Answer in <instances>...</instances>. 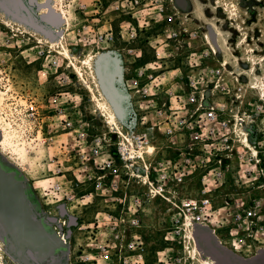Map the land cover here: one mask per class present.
<instances>
[{"label": "built area", "instance_id": "2783aa9c", "mask_svg": "<svg viewBox=\"0 0 264 264\" xmlns=\"http://www.w3.org/2000/svg\"><path fill=\"white\" fill-rule=\"evenodd\" d=\"M50 1L62 9L56 0ZM93 1L91 10L83 4L75 16L66 11L62 15L67 35L77 26L81 46L119 44V51L136 63L143 57L137 44L139 32L161 24L163 38L150 45L155 48L153 60L124 70L132 112L128 125H122L120 131L93 132L83 120L73 121L63 107L57 109L61 130L75 135L71 142L61 143L58 154L51 158L54 168L48 166L52 177L42 188L44 196L66 211L68 206L86 208L97 198L113 205L96 213L92 222L76 223L82 238L76 249L70 247L69 264H200L186 235L188 221L207 225L213 234L226 231L238 250L236 241H243L245 227L249 231L264 223V201L256 198L247 204L239 192L245 187L264 192V154L260 143L251 142L245 131L256 122L259 111L249 116L244 112L239 77L222 61L209 59V54L201 61L192 52L185 67L164 69V60L173 56L166 46L183 48L182 41L196 36L188 29L169 26L178 20L179 11L169 10L165 0ZM212 53L216 55L214 50ZM39 108L31 100L23 110L37 121ZM242 131L249 138V147ZM54 132L50 125L49 143L54 141ZM37 133L39 139L42 131ZM150 145L152 153L147 152ZM235 164L232 186L229 175ZM196 180L198 195H193L190 184ZM227 187L229 191L224 190ZM156 200L166 203L174 214L172 226L163 236L168 246L157 251L150 262L141 230L145 208ZM218 204L227 210L221 225L212 222ZM53 218L57 235L68 240L73 233L69 220Z\"/></svg>", "mask_w": 264, "mask_h": 264}, {"label": "rangeland", "instance_id": "374dc122", "mask_svg": "<svg viewBox=\"0 0 264 264\" xmlns=\"http://www.w3.org/2000/svg\"><path fill=\"white\" fill-rule=\"evenodd\" d=\"M56 1L72 17L75 16L74 13L78 11L79 6L85 4L91 10L94 5L93 0ZM164 2L169 10L179 11L178 20L169 26L196 32L194 39L184 38L183 48L177 44L166 46L167 53H173V56L164 60V69L185 67V60L192 52L195 53L194 58L201 61L207 57V54L209 59L222 61L223 64L225 58L232 62L241 59L235 65L231 63L229 70L234 77H239L243 86L244 112L246 111L248 116L255 111L260 113L258 117L254 116L256 122L245 127V131L250 133L251 142L260 143V151L264 154V89L262 92L250 89L251 79L241 75L244 70L249 69L248 59L251 55L248 52L249 49L255 52H253L254 58L257 62H260V57L264 56V0H165ZM224 3L235 9L236 17L231 18L223 8H218ZM2 14L3 20L9 21L12 26L2 23L0 19V140L2 129H4L11 135L15 145H24L26 152L20 154L13 147L0 144V162L8 173L13 174L10 179L0 178V218L7 227L4 229V225L0 223V246L3 249L0 248V264H33L26 256L27 249L41 257V264H48V257L55 254L57 250L55 237L61 242L55 230L56 223L44 226L45 229L42 232L38 227L31 226V217L36 216L42 220L45 216L57 219L62 217L57 206L50 198L44 196L42 190L47 183L46 179L52 177L48 170L49 165L50 169L54 168L51 158L58 154L61 143L71 142L75 135L74 133L66 134L61 130L57 109L63 107L73 121L83 120L93 132L108 133L111 129L105 122L106 118L93 103L89 90L75 74L69 60L57 52L58 45L51 44L56 40L48 39ZM74 27L71 30L75 32L70 31L67 36L71 51L80 61L89 53L98 54L99 57L103 53L112 52L122 58L124 69H132L153 60L155 48L148 45H155L157 40L163 38L161 24L154 25L151 29L149 28L150 30L139 32L137 44L143 49V57L134 64L133 59L119 51L121 48L119 44L114 47L97 48L81 46L78 41V28ZM218 30L220 35H217ZM210 41L216 47V51ZM44 50L46 55L42 57L40 53ZM213 50L216 55L212 53ZM160 53L163 55V51ZM257 75L264 83V62H260ZM107 81H109L108 77ZM118 87L127 94L124 86L118 85ZM55 98H59L56 103H54ZM31 100H35L40 106L41 117L37 121L29 119L23 110V107ZM129 104V100L125 101L124 107L128 108ZM131 111L127 110V119ZM50 125L55 130V138L51 143L47 140ZM39 130L42 133L37 139ZM152 151L153 146L150 145L147 152L152 153ZM236 167L237 164L232 165L229 175V183L232 186L235 184L233 178L236 175ZM190 187L193 190L190 193L198 195V181H192ZM224 190L229 191L228 187ZM239 192H242L247 204L251 199L256 198L264 201V192L254 190L253 187H245ZM221 193L222 191L218 192L219 195ZM24 199L33 200L35 207L31 211L26 210L24 214H20L17 208L22 205L20 202ZM10 200H13L14 204H9ZM218 201L221 199L218 198ZM67 209L70 215L76 217V223L81 220L92 222L93 207L68 206ZM214 211L217 212L212 222L221 225L222 221H225L227 210H221V205L218 204ZM144 214L145 223L141 233L146 240L148 259L153 262L156 252L168 246L163 236L164 232L172 226L171 218L174 213L166 203L156 200L146 206ZM24 221L30 222L29 227L31 226L34 235L22 230L20 224ZM202 225H204L203 229L209 228L205 224ZM259 225L249 231L245 227L243 241H236L238 250L233 248L232 240L227 237L226 231L220 230L219 236L213 235L219 248L233 252L234 264H264V223ZM71 229L73 233L67 240L68 243L63 245L61 242V254L50 264H64L70 247L77 248L82 235L77 232L76 225L71 226ZM8 239L11 243L7 242ZM26 260L28 263L25 262Z\"/></svg>", "mask_w": 264, "mask_h": 264}, {"label": "water", "instance_id": "95a60500", "mask_svg": "<svg viewBox=\"0 0 264 264\" xmlns=\"http://www.w3.org/2000/svg\"><path fill=\"white\" fill-rule=\"evenodd\" d=\"M43 9H46L47 12L40 13ZM0 12L4 13L13 21L32 29L36 33H39L44 37L47 36L48 39L57 40L61 35L59 30L62 26L63 20L60 14L56 13L52 8L50 0H47L46 3H38L37 0H0ZM49 27H51V29ZM122 61V58L115 53H103L95 61V71L102 92L108 97L121 123L124 126H127L132 111L130 112L129 119H127V110H131V108L130 104L128 105V108L124 107V102L128 101L130 98L128 94L123 93L118 87V85L124 86L125 69ZM107 77L109 81H107ZM11 177L12 173H8L0 162V178L10 179ZM58 209L60 214L69 220L71 226L76 225L75 216L68 214L63 206H60ZM47 218L52 223L55 222L53 217L47 216ZM33 219L36 220L35 217H33ZM0 223L4 225L1 218ZM3 227L4 229H7L5 225ZM198 241L202 244L203 249L210 255H213L220 264H234L232 261L235 258L233 252L218 247L210 228L199 229ZM7 242L11 243L10 239H8ZM26 256L35 264H41V257H38L32 250L27 249ZM25 262L28 263L27 260Z\"/></svg>", "mask_w": 264, "mask_h": 264}, {"label": "bare ground", "instance_id": "6f19581e", "mask_svg": "<svg viewBox=\"0 0 264 264\" xmlns=\"http://www.w3.org/2000/svg\"><path fill=\"white\" fill-rule=\"evenodd\" d=\"M37 2L38 3H46L45 0H37ZM51 5H52V3H51ZM52 7L56 11V13L60 14V16L63 20L66 19L65 16H62L65 13L63 8L62 9L58 8V7L54 6V4L52 5ZM218 8H223L224 12H226L231 18L236 17L235 9L229 7V5L227 3L219 5ZM40 13H46V11L42 10ZM0 19L3 21L2 23L12 26L9 21L3 20V14L1 12H0ZM232 21H235V20L232 19ZM49 28L51 29V27H49ZM56 31H58V30H56ZM59 31H60L61 35L57 38V40L55 42L52 41L53 43H51V44H53L54 46L58 45L59 49L57 52L69 60V63L73 67L75 74H77L79 79L83 82V84L89 90L91 97H92V101L95 104L96 108L106 118L105 122H106L107 126L114 133H115V131H120L121 126L123 124L121 123L120 119L118 118V115H117L114 107L111 105L108 97L102 92L101 87H100V83H99L98 78L96 76L94 64H95L96 59L98 58V54L89 53L88 55L85 56V58L83 60L80 61L79 58L71 51L70 46H69L68 36H67L65 30L62 28V26H61ZM217 35H220L219 30L217 32ZM45 37H47V36H45ZM210 44L213 46L214 50L216 51V47H214V45L212 44L211 41H210ZM248 52L251 54L250 58L248 59L250 61L249 62V69L244 70L241 73V75H245L251 79V84L249 85L250 89L262 92V90L264 89V83H262L261 80L258 78L257 71H258V67L260 65V62L261 63L264 62V56H261L259 59L260 62H257V60L254 58L255 52L252 49H249ZM235 59H236V57H235ZM240 61H241V59H236L232 62L228 58H225L224 65L226 67H229L231 65V63H233V65H235V64H237V62H240ZM2 130H3L2 131L3 133L1 135L0 144L11 146L20 154L21 153L25 154L26 150H25L24 145H15L12 141L11 135H9L7 132H5L4 129H2ZM242 132H243V140H244L246 146L249 147V144H250L249 138H248L245 131H242ZM27 151H28V149H27ZM189 219H191V218H189ZM199 228H204V225H202L201 223H197V224H193V226H192V223H190V221H188V225L186 226V235H187V238H189L191 241L192 255L195 257V259H197L199 261L200 264H214V263L220 264L218 262V260L213 255H210L206 250H204L202 247V244L199 243V241H198ZM61 242L63 243V245H65L66 242L68 243L67 240H61ZM0 248L2 249L1 246H0ZM206 257L209 258L210 260H208Z\"/></svg>", "mask_w": 264, "mask_h": 264}, {"label": "flooded vegetation", "instance_id": "af4514ba", "mask_svg": "<svg viewBox=\"0 0 264 264\" xmlns=\"http://www.w3.org/2000/svg\"><path fill=\"white\" fill-rule=\"evenodd\" d=\"M8 203L12 205V204H14V201L13 200H10V201H8ZM20 204H22V205H20V207L17 208L18 211L20 212V214H24L26 212V210L27 211H31L35 207V205H34L35 202L33 200H31V199H24V200H22V202H20ZM33 217H35L36 220H34ZM33 217H31V219H32V222H31L32 225L31 226L38 227L42 232H44V229H45L44 226L50 225L52 223L50 220H48L47 216H45V219L44 220H42L41 218H38L36 216H33ZM31 226L30 227H27V225L23 224V222H21V224H20V227L22 228V230H25V231L33 234V231L31 229ZM35 229L37 230V228H35ZM36 230H34V232ZM38 234H39V232H38ZM55 241H56V244H57V250H56V252H55L54 255H55V257H59V255L61 254V251H62V243L60 242V239H58L57 237H55ZM30 261L33 264H35L32 260H30Z\"/></svg>", "mask_w": 264, "mask_h": 264}, {"label": "crops", "instance_id": "0c3cea01", "mask_svg": "<svg viewBox=\"0 0 264 264\" xmlns=\"http://www.w3.org/2000/svg\"><path fill=\"white\" fill-rule=\"evenodd\" d=\"M148 46H150V45H148ZM151 47V46H150ZM135 64V63H134ZM136 64H137V62H136ZM89 208H91V207H93L94 208V215L96 214V213H98V212H100V211H104V210H108V209H112V207H113V205H111L110 203H109V201H105V200H103V199H100V198H97L96 199V201H95V203L94 204H92V205H90V206H88ZM23 224H25V225H27V227H29V225H30V222H25L24 221V223ZM56 259V257H55V255L53 254L52 256H50V257H48V264H50L51 262H53L54 260ZM52 264H55V263H52ZM64 264H69V260H68V258H67V261L64 263Z\"/></svg>", "mask_w": 264, "mask_h": 264}]
</instances>
